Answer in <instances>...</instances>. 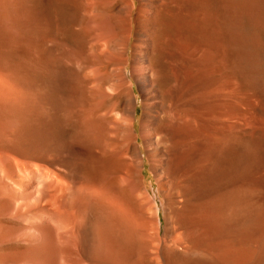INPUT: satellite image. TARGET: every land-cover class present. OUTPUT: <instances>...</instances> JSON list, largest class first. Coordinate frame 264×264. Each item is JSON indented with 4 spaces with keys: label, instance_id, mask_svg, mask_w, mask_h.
I'll return each instance as SVG.
<instances>
[{
    "label": "rangeland",
    "instance_id": "1",
    "mask_svg": "<svg viewBox=\"0 0 264 264\" xmlns=\"http://www.w3.org/2000/svg\"><path fill=\"white\" fill-rule=\"evenodd\" d=\"M129 1L0 0V79L4 78L2 80H6L8 84H6V81L5 84L7 87L9 85L12 90L13 87L17 88L15 85H18V89H22L17 91L16 96L13 92L16 98L13 97L14 99L12 98L9 103L11 107L8 106V109L9 107L12 108L10 109L12 111L10 119L15 123L20 122L18 118L24 112L19 115L15 114V107L20 106L17 111L20 109L25 111L21 118L26 123L30 116L33 117V119L30 117L32 120L38 116L32 122H34V125H38L37 129L39 128V130L44 125L48 126L47 122L49 125H54L53 122L57 124H55L56 127L54 125L51 128L50 126H44L45 129L43 130L52 129V132L51 130L50 133L49 131L46 132H48L49 136L52 133L54 140L57 138L58 141L56 140L55 143L52 138L48 140L45 135V140L42 142L45 145V143L47 144L48 141H51L52 143L48 144L50 146L52 144V147L50 148L48 147L49 145H46L36 150L34 145L39 141L33 140L32 142L35 143L31 149L34 151L27 152L29 153L28 157L23 159V161H27L30 166H37L38 164V168L42 169L44 173L45 171H51L57 176L56 178L61 179L57 180L66 188L63 187L64 193L62 197L58 198V203L62 201L61 203L67 206L70 205L69 203L73 204L79 197L81 198V195L84 196L89 191H92L90 190L91 185L93 187L98 185L99 188H95V190L102 189L101 191L104 193L97 191L94 195L101 193L106 197L114 193V195L112 194L113 196L111 195L112 199L114 197V200L116 198L117 201L119 199L125 201L123 204L129 208L131 207L132 209L130 208V210L133 213L140 208L142 211L144 208V210H147L148 208L146 207L149 204V208H151L152 204L153 206L156 204L160 208L161 230H163L165 225L164 221L168 222L169 218L167 216L170 217L172 209L178 205L177 211L179 209V213L182 208V205L179 206L180 203L176 204L171 201H175L174 199L180 196L178 194V196L175 195L179 193L181 184L178 180L182 171V174H184L189 170L201 168L209 159L212 160L209 164V166L211 165L210 167L232 174L231 179L234 181L235 189H238V193L241 189V195H239L241 198L239 199L247 202L245 204H248V207L253 205L254 197H256V202L262 200L261 198H264L262 197L264 192V23L257 25L255 20L261 19L258 18L260 17L258 15L263 16L264 7L259 6L261 7L259 8L258 5L264 0H235L237 3L233 0H133L134 6L129 7L130 9L128 8ZM247 1L249 2L247 3ZM253 2H260V4L256 6ZM253 4L255 5L254 7L252 6ZM230 5L235 7L231 8ZM261 5H264V3ZM233 8L236 9V11L234 10L236 13ZM256 10L261 11L262 14ZM255 12L258 14H254ZM128 13H131L130 19L127 18ZM263 19L264 16L258 22H264ZM233 32L235 33V40ZM146 39L149 40L146 41ZM145 41L147 43L148 41L151 42L148 43L150 47L146 46L147 43ZM233 42L236 44L235 46ZM124 46H128L129 53L136 52L137 56L146 47L150 48V58L153 61L151 63L155 68L157 67L158 70H156L159 75L161 72L159 85L162 88L161 101L166 112L165 115L158 119L157 126L166 127L169 138L172 135L169 140L172 145L169 144V149L167 148L169 158L167 154L163 157V155L161 156L158 153L149 152L147 153L149 155H146L143 151H138L140 157L137 155L136 157L140 160L143 159L144 166H142V176L138 178V182L137 180L135 181L131 173L130 176L132 175V177L130 178L133 179L129 178L126 182L124 179L128 178L129 175L121 172L122 170H119L121 172L119 173L125 174L122 175L126 177L121 178L123 181L121 179L117 180L121 175L115 171L121 168L124 160H118L117 156L121 151L116 153V150L112 149L108 140V128L97 118V113L99 112L97 109H101L104 102V97L100 96L99 90L102 88L106 93L108 92L107 94H113L110 93V89L108 91V85L111 82V63L118 60ZM100 53L102 54L100 55ZM240 54H244L243 58H247L249 61L245 60L246 62H244L241 60L239 58ZM51 81L53 82L52 86L54 85L53 89L50 87L51 85L49 86ZM17 82H22L23 87ZM24 83L28 85L29 90L32 89L30 91L32 96L34 94L33 91H36V95H41V91L44 92L45 90L46 96L48 94L51 99H55L56 101H52L48 98L49 96H47L48 99H45V94H42L43 97L45 96L44 99L42 98L43 103L50 102L48 104L52 103L51 107L54 104L53 110L48 104L45 109L43 105L38 106L39 103H42L41 96L39 99L36 96L31 97ZM105 84L108 87L107 89ZM132 86L136 92L133 97H136L134 100L137 108L135 118L136 127H138L142 106L140 105L137 89L134 85ZM160 87L159 89H161ZM25 90L28 93H25ZM20 91L21 93L18 94ZM22 93L28 96L26 95L25 97ZM18 96L19 103L17 104L18 100L15 99ZM29 98H34L35 100H30ZM26 99H29L30 101H27L30 103L26 102ZM21 100L23 103H21ZM32 102L33 104H31ZM12 103L14 104L12 105ZM20 103L22 105L25 103L29 109L25 110L27 107L25 105L21 107ZM28 103L31 105H28ZM31 107L33 108L32 110ZM46 108H51V110H46ZM36 110L39 114L43 110L44 115H42L43 113L36 115L38 113ZM45 115L48 116V119ZM41 116L43 119L45 118V121L46 119L48 120L46 124L44 120V122L41 120ZM50 116H53L51 118L55 120L52 123ZM236 117L238 118L236 119ZM41 121L42 123L39 124ZM32 122L31 126H33ZM234 122H236L234 124L235 127L233 126ZM237 126L240 127L238 128ZM232 128H236V132L232 131ZM229 129L232 130L230 131ZM14 131L16 132L17 130ZM14 131L12 134L15 133ZM228 132L233 133L234 138H232L234 140L231 138V141L235 143H231L233 146L230 158L225 159L227 157L225 144ZM231 133H229L230 137ZM12 137L14 138V136ZM41 143L39 145L36 143V146L40 147L43 144ZM46 147L48 148L46 149ZM13 153L10 151L11 156L19 159ZM127 155L133 156L132 151H129ZM163 161L166 163L164 164ZM160 166L165 175L159 172L156 173L154 168ZM166 172H168L167 175ZM171 172H177L175 175L178 176L171 177V175H174ZM239 173L243 174L244 179L241 175L239 176ZM117 174L119 177H115ZM112 176L114 177L112 178L113 180H111ZM165 176L166 178L169 176L171 178L165 179ZM236 177H240V181L242 179L246 180V182L242 183L245 184V188L250 185L249 188L252 189L256 185L261 189L255 187L254 189L258 191L255 190L256 192L253 195V189L247 188V190H243L244 185L239 183V178L237 179ZM13 178L12 180L15 179ZM162 178L163 181H160ZM171 179H175V181L170 183ZM234 179L237 180L236 183L241 185L239 188H237ZM45 180L47 183V179ZM131 181L132 184L134 181L137 184L135 185L134 182L135 186H130ZM218 182L215 181L213 185L215 188L213 192L217 190L215 192L217 194L220 192L218 191L220 187L216 186ZM246 183L249 184L247 185ZM45 184H30V187L33 186L32 188L29 187L31 194L28 196L30 198L26 196L22 201L26 203L25 207L28 208L22 206L21 201H18L19 205L17 204L21 209L29 210L19 217L20 219L9 218L8 220L5 215H2L0 209V264H38L45 253H49V255H45L52 257H50L52 261L49 260V264H53V261H56L53 260L55 259L54 237L57 224L60 221V215L56 211V204L52 203L53 201H50L51 203L48 201V194H51V189L47 188L48 185L45 187ZM38 187L44 189L43 192L38 189V192H41L40 196L36 192ZM242 190L244 192L246 190V194L249 191L248 194L250 196L247 194L248 197L246 198L245 194H242ZM134 193L136 194L134 195ZM38 196L41 197L40 201ZM250 197L253 200L249 199V201L248 198ZM257 197L260 198L257 199ZM90 201H86V208L82 214L81 212L79 213L82 217L71 210L73 212L71 213L73 214L72 218L74 215L80 216L81 218L75 217V220L78 221L80 219L79 222H82L81 226L88 223V218L86 217H89L90 220L92 219L91 221L94 223L95 228L97 227L93 229L91 225L93 223L88 224L91 225V228L88 226L89 234L93 233L90 236V239L93 236L94 240L90 244L92 250L95 247V249L98 248L100 238L104 239L100 237L103 235L102 231L104 228L108 233L104 236L105 239L111 237L110 240L107 238L109 244L107 241H102L103 243L100 247H103L99 249L100 252L98 249L94 250V252L89 250L91 259L93 257L92 254L94 255V260H91V264H134V261L139 258L138 255H141L147 249L150 239L146 237L143 242L144 236H136L137 230L134 229L131 231L133 235L135 234V238L133 235L126 237L118 234L117 236L116 230L110 228L109 225L112 220L108 216L112 214L110 209H107L103 203L95 199ZM170 203H173L174 206H172L173 204L170 205ZM15 207L12 206L10 213L16 210ZM135 208L137 209L136 211ZM150 210L148 209L147 213ZM66 211L68 213H65V216L67 214L71 215L70 210ZM144 213L149 221L147 222L148 226L151 218L149 220V213L147 214L146 211ZM84 215L87 216L85 217ZM66 217V219L71 218V216ZM97 224L104 225L103 229L99 228L97 231L98 227H101L97 226ZM5 225L8 227H4ZM137 233L139 234V232ZM120 238L124 243L128 242L126 238H130V242H133V251L130 242H128L130 245L128 243L124 244L128 248L123 251L125 246H121L123 242L122 240L120 241ZM105 242L110 249L112 248L111 250H108L107 246L105 247ZM118 242L119 246L117 245ZM114 245L117 249L118 247H123L119 248V250L123 249L120 252L123 255H118L117 249L113 250L115 248ZM127 249L132 253L128 252ZM102 252L105 253L103 254ZM101 254L100 259L103 260H96V257L99 259L98 255ZM136 255L138 256L137 258ZM95 260L96 262H94ZM54 263L56 264V262Z\"/></svg>",
    "mask_w": 264,
    "mask_h": 264
},
{
    "label": "bare ground",
    "instance_id": "2",
    "mask_svg": "<svg viewBox=\"0 0 264 264\" xmlns=\"http://www.w3.org/2000/svg\"><path fill=\"white\" fill-rule=\"evenodd\" d=\"M233 1H235V0H233ZM240 1H242V0H240ZM240 1H239V3H240ZM243 1H245V0H243ZM249 1H247V3ZM236 3H235V6H236ZM244 3H246V2H244ZM253 3L256 4V6H257V4H260V2L259 3L253 2ZM262 3H264V2H262ZM254 4L252 5L253 7L255 6ZM261 4L258 5V7L259 6L264 7V5H261ZM80 5H82V4H80ZM133 6H134V1L130 0L128 8L133 7ZM235 6H231V8L235 7ZM246 6H247V4H246ZM252 6H250V7L253 8ZM259 8H261V7H259ZM247 9H248V6H247ZM234 10L236 11V9L233 8V11ZM261 11H262V9H261ZM261 11L260 12L257 11V12L262 14ZM263 11H264V9H263ZM249 12H251V11H249ZM254 14H256V12ZM204 15H205V13H204ZM210 15H211V13H210ZM256 15H255V17H256ZM130 16H131V13H128L127 18L130 19ZM249 16H250V13H249ZM258 16H260L258 18H261L259 20H262V17L264 16V12H263L262 17H261V15H258ZM127 18H125V19L127 20ZM259 20L258 19L255 20L257 25H259V24L261 25L264 23V22L261 23V21L259 23L258 22ZM255 21H253V22L255 23ZM235 27H236V25H235ZM233 38L235 40V33H234ZM149 39H146V41ZM234 42H233V44H234ZM148 43H151V42L148 41ZM148 43L146 46H148ZM235 45L236 44H234V46ZM148 47H150V46H148ZM148 47H146L144 49V51L137 56L135 54L136 52L129 53L128 52V46H124L121 50V53L119 54L120 56H119L118 60L114 61V62L112 61V63H111L112 69L110 70L111 82L107 81V82H110V85H108L109 88L107 87L106 84L105 85H106V89L108 88V91L110 89L112 91V92L110 91V93H113V94H107L108 92L106 93L104 91V89L100 88L98 85V87L100 88L99 91L101 93V95L100 94L99 95L104 97V102H103L101 109H99V108L97 109V110H99V112L97 113V118L102 124H104V126H107V128H108V135H109L108 140H109V144L112 146V149L113 150L115 149L116 153H119L121 151L118 154L117 158H118V160H122V161L124 160V162H123V165H121V168H119V169L117 168L118 170H116L115 172H117L119 175H121V177L117 180H120L121 178L126 177V176H123L125 174L129 175L128 178L126 177V179H124V180H126V182L128 181L127 179L132 177V175L134 176L135 181L137 180V182L139 181L138 178L142 176V166H143L142 160L143 159L140 160L136 157V155L138 157H140L138 154V151H143L144 153H146V155H149V154H147L149 152H151V153L153 152L154 154L158 153L161 156L163 155V157H165V154H167V155L169 154V152H168L169 144L172 145L169 142L172 135L169 138V133H168L167 128L157 126L158 119H160V117L162 115H165L166 112L163 109L164 106H163L162 101H161V96L163 93L162 88L159 85V83H160L159 76L161 75V72L159 71L160 72V75H159V73L157 72V70H158L157 67L155 68L152 65L151 62H153V61H151L150 52H149L150 48H148ZM4 50H5V48H4ZM105 50H106V48H105ZM253 50H254V48H253ZM101 54L102 53H100V55ZM109 54H111V53L109 52ZM116 54H117V52H116ZM243 55L244 54H240L239 58L241 60H243L244 62H246L245 60H248V59L247 58L244 59ZM104 56H103V58H104ZM247 57H249V56H247ZM255 66H257V65H255ZM95 67H93V68H95ZM106 70H107V68H106ZM2 79H4V78L0 79V209L2 211L1 213H2V215H5V218H8V220H9V218L10 219L11 218L17 219V218L21 217L23 214H25L26 212H28L29 211L28 209L24 210V209H21L20 206H18L19 205L18 201H21L22 206L25 207L26 203L25 202L23 203L22 201L26 198V196L29 197L28 195L31 194V192H29L30 191L29 187L31 186L30 184H32V183H36L39 185L45 184L46 183L45 179H47L48 182L45 184V187H46V185H48L47 188L51 189V192H50L51 194H48L49 195L48 201L49 202L53 201L52 203L56 204V207H57L56 211L60 215V218H59L60 221L57 224L58 225L57 229L55 228L56 229V231H55L56 233H55V237H54L55 238V250H54L55 251V259H53V260H56V261H53V264H55L54 262H56V264H91V260L93 259L94 255L92 254L93 257L91 259V254H89V250H92V246L90 244H92L94 240H93V236L90 239V236L93 235V233H91V235L89 234L90 231H88V229H89L88 226H90V228H91V225H92L93 229H96L97 227L95 228L94 223L91 221L92 219L90 220L89 217H86L87 215L86 216L84 215V216L86 218H88V223L85 224L84 226H81L82 222L81 223L79 222L80 219H78V221L75 220V217H77V218H79L80 216L82 217L81 214L83 213L84 209L86 208V201L87 200L90 201L93 199H95L98 202L103 203L104 206L107 209L109 208L110 211L112 212V214H109L110 212L108 213L109 214L108 216L112 219L110 221V224L108 221V224L110 225V228H114L116 230L117 236H118V234H120L121 236H126V237L130 236L131 237L133 235L131 230L134 229V230H137V232H139V234L137 232L135 233V234H137L136 236H140V235L144 236L143 242L145 241L146 237L150 239L149 244H147L148 247L146 246L147 249L145 250V252L142 253L141 255L137 254L139 256V258H137L138 256L136 255L137 261L134 259L135 260L134 264H137V263L139 264V262H140V264H264V198H261L262 200H259L256 202L255 201L256 197H254L255 200L253 201V205L250 204L251 203L250 202L249 204L252 206L248 207V204L247 205L245 204L247 202H245L243 199H239V198H241V196L239 197V195H241V192H240L241 189L239 190V193H240L239 194L238 189H235L234 181H232V179H231L232 174L227 172V171L225 172L223 170H217L216 168H215L216 169L215 170L214 168L210 167L211 165L209 166V164L212 161L211 159H209L205 163V165H203L201 168L199 167L198 169L189 170L187 172L185 171L186 173H184V174H182L183 173V171H182V173L180 175L181 177L178 180V182L181 184V185L179 184L180 185L179 186V193H176V195H175V196H178V195H180V196H178V198L175 197L177 199V200L174 199L175 201L171 200L173 203H176V204L180 203L179 206L182 205V208L180 209V212L178 213V211H179V209L177 211V208H179L178 205L175 206V208L173 207L174 209L169 207L170 209H172V211L170 212L171 215H170V217L167 216L169 218V220L167 219L168 222L164 221L165 225L163 227V230H161V219L159 216L160 208L156 204H154V206H153V204L151 203L152 204L150 206L151 208H149L150 204L148 205V207H146L148 209H151L150 212H148L149 214L147 213L148 209L144 210L145 209L144 208L142 211V210H140L141 208L139 209V207H137L139 210H137L135 208V211L136 210L137 211L135 213H133L130 210L131 207L129 208L127 205L123 204L125 201H121L120 199H119V201H117L116 198H115V200H116L115 201L114 197L112 199L111 195L112 194L114 195V193H111L110 195H108L110 197H108V196L105 197L101 193H98V195H94L97 191L103 192V191H101L102 189L101 190H95V188L96 189L99 188L98 185H96V187H95V185H94V187H93V185H91L90 186L91 189L90 188L89 189L92 191L91 192L89 191L88 194H85L84 196L81 195V198L79 197L80 199L78 198V200H76L75 203L73 202V204L69 203L70 205L67 206V205L61 203L62 201L58 203L57 200L59 197L63 196V193H64L63 187H65V186L61 185L60 182L57 180L60 178H56L57 176H55V174L51 173V171L50 172L45 171V173H44L42 171V169L38 168V164H37V166L36 165L30 166V165H28L27 161L26 162L23 161V159L28 157V154L30 153L31 150H32L31 152L34 151L33 149H31V148H33V145L35 143V142L34 143L32 142L33 140L39 141V142H36V143H38V145L42 141L45 140L46 136H47L46 138L48 140L50 138H52V140H54V136L51 135L52 133L50 134V136H52V137H50L48 132H46V131H49V133H50V130H51V132H52V129H50V128H51V126H54L56 124V122H53L54 125H49L47 122V125L50 126V128H48V130H46V131L43 130V129H45L44 128L45 125L43 126V128H40V130H39V128L37 129L38 125L35 124L36 127H34L35 126L33 124L34 122H32L35 119H37L38 116H36V118H34V120H32L33 117L30 116V117H32V119L29 117V119H30V121L28 119L29 124H28L27 120H26L27 121V123H26L21 118L22 117L21 115H24L25 111H23L22 109L18 110L19 113L17 111V109L20 106L15 107V109H16L15 114L16 115H19L22 112H24L19 116V118L17 117L20 120V122L18 121L15 123L14 121H12L10 119L11 112H12V111H10V109H12V108H10L11 104H9V103L12 101V98L14 97V93L16 96L17 91L22 90V89L21 88L18 89L19 88L18 85H15V86H17V88L13 87V90H14V88H15V90L16 89L17 90L13 91L9 87V85H8L9 88L7 87V85H6V84H8L7 81L2 80ZM109 80H110V78H109ZM162 80H164V79H162ZM162 80H161V83H162ZM5 81H6V84H5ZM20 83H18V84L19 85L23 84L22 82H20ZM52 84H53V82L51 81V84H49V86L51 85L50 86L51 88L54 87V85L52 86ZM25 85L28 88V89L27 88L26 89L30 93V91H32V89L29 90L28 85L27 84H25ZM132 85H134L137 89V94L140 98V103H141L140 105L142 106V114H141L139 121H138V127H136V118H135V115H136L135 113H136L137 108L135 107V103H134V100L136 97H133V94L136 92L134 91ZM163 85H164V83L162 84V87H163ZM22 87H23V85H22ZM159 87L161 89H159ZM49 90H51V89L49 88ZM41 92H42V94L44 92L46 93L45 90H44V92L43 91H41ZM41 92L39 91L40 94H41ZM20 93H21V91L18 94H20ZM23 93H22V95L23 96L25 95V97H26L27 94H23ZM25 93H28V92L26 91ZM33 93H34L33 96H36L38 99L41 96L42 103L40 104L38 102L39 103L38 106L43 105L44 106L43 108L45 109V106L48 103H50V102L43 103V99L45 98L46 94L44 93L45 96L43 97L42 94L36 95V91L35 92L33 91ZM50 93H51V91H50ZM30 95H31V93H30ZM96 95H97V93H96ZM33 96L31 95V97H33ZM47 96H49L48 98H50V95L47 94ZM47 96L45 99H48ZM51 96L53 97V95H51ZM25 97H23V98L25 99ZM14 98H16V97H14ZM24 99H22V100L25 101ZM29 99L33 100L31 98H29ZM29 99H26V102H29L30 101ZM38 99H37V101H39ZM15 100H18V102L16 101L18 104L19 103V96ZM15 100H13V101L15 102ZM22 100H21V103H23ZM27 100H29V101H27ZM51 100L53 101L55 99H51ZM21 103H20L21 107L24 105L27 107V105L25 103L23 105ZM29 103H28V105L33 104V102L31 104H29ZM13 104L14 103H12V105ZM17 104H16V106H17ZM51 105H52V103L48 104L49 107H51ZM8 106H10L9 109H8ZM52 107H54V104ZM51 108L50 109L46 108V110H48V109L51 110ZM27 109H29V108L27 107L25 110H27ZM32 109L33 108L31 107V110ZM52 110H53V108H52ZM235 110H236V108H235ZM244 110H246V109H244ZM13 112H14V109H13ZM41 112L43 113V110H41ZM37 114H39V112L36 113V115ZM41 114H39V115H41ZM42 115H44V113ZM49 115H51V114H49ZM250 116H249V118H250ZM51 117H53V116H50V118ZM40 118H42L41 119L42 121L43 120L45 121V118L43 119L42 116ZM46 118L48 119V116H46ZM237 118L238 117H236V119ZM47 119H46V121H48ZM239 119H240V117H239ZM53 120L54 119L51 120V123ZM42 121L39 122V124L42 123ZM46 121L44 122L45 124H46ZM31 122H32L33 126H31ZM235 123L236 122L233 123L234 127H235V125H234ZM56 125L54 127H56ZM48 126H45V127H48ZM237 127L239 128L240 126H237ZM54 129L56 130V128H54ZM232 129H229V130L231 131ZM235 129H233L232 131L236 132ZM14 130H17V131L15 132ZM13 131L15 132L14 134H12ZM229 133H231V132H228V135L226 138V144H225V150H226V156H227V157H225V159L230 158V155L232 152V146H233L231 144L233 142V141H231V138L234 135H232L233 133H231V137H230ZM11 134H12V136H14V138L11 136ZM233 138H232V140H234ZM56 140H57V138H55V140L53 142L56 143ZM50 142L48 141V143H50ZM36 143L34 145V148L36 147L35 148L36 150L41 148V146L43 148L46 145L47 146L49 145L48 147H50V148L52 147V144H51V146L48 143L47 144L45 143V145H44L43 142H42L43 144L41 143L42 145H40V147H37ZM55 143H53V144H55ZM233 143H235V142H233ZM48 147H46V149ZM10 151L14 152L13 154H16V156H18L19 159H16V157L11 156ZM129 151H132L133 156L127 155V153ZM27 152H29V153H27ZM134 155H135V157H134ZM161 156H159V157H161ZM168 158H169V155H168ZM165 163L166 162H164V164ZM175 163H176V161H175ZM28 166H30V167L28 168ZM154 169L156 170V173L159 172V173H163L165 175V173L162 172L161 166L157 167V168L155 167ZM119 170L120 171L122 170L121 172H123L125 174H123V173H122L123 175L120 174L121 172ZM130 173L132 174L131 176H130ZM167 173L168 172H166V175H167ZM171 173L174 174V175H171V177L178 176V175H175L177 172L176 173L171 172ZM118 174L115 177H119ZM169 174H170V172H169ZM240 175L241 174L239 173V176ZM241 176L244 179L243 174ZM171 177L169 176L167 178L170 179ZM12 178L14 180H12ZM112 178H114V177L112 176L111 180H113ZM167 178L165 176V179H167ZM228 178H230V179H228ZM236 178L237 179L239 178L238 181H240V177H236ZM130 179H133V178H130ZM132 181L130 182L131 185L129 183L130 186L134 185L135 181L133 182V184H132ZM160 181H163V178ZM172 181L174 182L175 179H171L170 183H172ZM215 181H217V182L219 181L218 182L219 185H218V183H216V186L220 187V188H218V189H220V190H218V191H220L218 194L215 193L217 190L215 192H213V189L215 190V188L213 186ZM241 181L239 182L241 184L244 181L246 182V180H243L242 182ZM236 182H237V180H235V183ZM65 184H67V183H65ZM136 184L137 183L135 182V185ZM237 184L238 183H236V186H237V188H239V186H241V185H239V184L237 185ZM242 185H244L243 190L244 189L247 190V188L250 189L249 188L250 185L247 188H245V184H242ZM32 187H30V188H32ZM39 187L37 188L36 192L40 196V193L43 192L44 189H42V188L40 189ZM255 187H257V186L255 185L254 188ZM100 188H102V187H100ZM240 188H242V187H240ZM254 188H252L253 192L250 191L253 193V195L256 192L255 190H257ZM257 188H259V186ZM38 189L42 190V191L38 192ZM252 189H250V190H252ZM259 189H261V188H259ZM246 190H245V192H246ZM93 191H95V192L93 193ZM137 191H138V189H137ZM83 192H86V191H83ZM245 192L243 191L242 194H245L246 198L248 196H250L248 194L249 191L247 192L248 196ZM260 192H261V190H260ZM135 194L136 193H134V195ZM263 195H264V192L262 193V197H264ZM251 197H253V196H251ZM251 197L248 198V200L249 199L253 200V198H251ZM40 198L41 197L38 198L39 201H40ZM259 198L260 197H257V199H259ZM26 202H27V200H26ZM47 202H45V203H47ZM172 204L170 203V205H172ZM15 205H17L18 208H16L17 206L15 207ZM88 205L90 206V204H88ZM170 205L168 204V206H170ZM12 206H14L16 208V210L14 212L10 213ZM172 206H174V204ZM25 208H28V207H25ZM142 208H143V206H142ZM66 210H68V211L70 210V214L73 213L74 211L77 213V215L80 212H81V214H79L80 215L79 217L74 215L73 218H72L73 214H71V215L67 214L66 216H68V217L71 216V218L69 217L68 219H66L67 217L64 215L65 213H68ZM71 210L73 212H71ZM166 210H167V208H166ZM145 211L149 216V220L151 218V222L149 223L148 226H147V224H148L147 222H149V221L147 220L148 218L145 216V213H144ZM168 211H169V209H168ZM55 215H57V214H55ZM52 216H54V215H52ZM64 216H65V218H64ZM56 220H58V219H56ZM91 222L93 224L88 225ZM97 226H101V224H99V225L97 224ZM103 226L98 227L97 231L99 230V228H102ZM4 227H8V226L5 225ZM9 227H11V226L9 225ZM102 229H101V231H102ZM104 229L102 231L103 235L100 236V237H103L104 239L99 237L100 238L99 239V245L97 248L99 252H100L99 249H101L103 247V246L100 247V245L104 241H107V238H108L107 237L105 239V237H104L108 234L106 232V230H104ZM167 229H168V231H167ZM92 232H93V230H92ZM166 232H168V234H166ZM94 233H96V232L94 231ZM135 234L133 235L134 238H135ZM110 238H108V239L110 240ZM116 238H115V241L117 242ZM121 238H120V241L122 240ZM129 239L126 238V240H128V242H130V240H131V239L130 240ZM109 240L107 241L108 244H109ZM133 241H134V239H133ZM119 242L117 244L118 246H119ZM122 242H123V240H122ZM128 242H126V243H128ZM107 243L105 242V247L107 246ZM110 243H111V241H110ZM112 243H113V240H112ZM126 243L123 242L121 244V246L124 247L125 246L124 244H126ZM128 245H130V244L128 243ZM131 245H132L131 248L133 251V242L131 243ZM93 247H95V246H93ZM123 247H118V249H117V247L115 246V248L113 250L115 251V249H117L116 252L118 253V255H121L122 253L120 254V252L123 249L119 250V248H123ZM95 248H94V250L96 251L97 249H95ZM107 248H109V246H107ZM126 248H128V247L125 246L123 251H125ZM111 249L109 248L108 250H111ZM94 250H92V252H94ZM127 251H128V249H127ZM128 252H131V251H128ZM123 253H125V252H123ZM45 254H47V253H45ZM45 254L42 255V258L38 264H49V260L52 261V259H51L52 257L50 256L51 257L50 258L49 256H47V255H49V253L47 255H45ZM98 256H99V259H98V257L95 256L96 260H101L100 258L102 256V254L98 255ZM96 260L94 262H96Z\"/></svg>",
    "mask_w": 264,
    "mask_h": 264
}]
</instances>
